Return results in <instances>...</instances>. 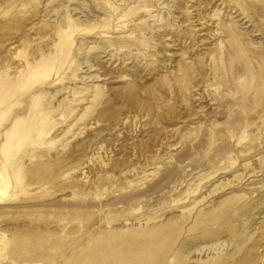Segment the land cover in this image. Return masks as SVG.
<instances>
[{"label":"rangeland","instance_id":"374dc122","mask_svg":"<svg viewBox=\"0 0 264 264\" xmlns=\"http://www.w3.org/2000/svg\"><path fill=\"white\" fill-rule=\"evenodd\" d=\"M0 264H264V0H0Z\"/></svg>","mask_w":264,"mask_h":264}]
</instances>
